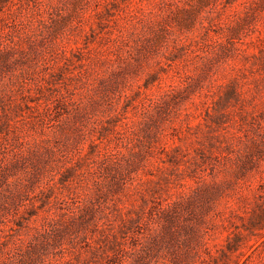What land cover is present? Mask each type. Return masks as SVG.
Here are the masks:
<instances>
[{"label": "rangeland", "instance_id": "obj_1", "mask_svg": "<svg viewBox=\"0 0 264 264\" xmlns=\"http://www.w3.org/2000/svg\"><path fill=\"white\" fill-rule=\"evenodd\" d=\"M11 40L28 55L0 69V116L31 117L25 141L58 154L24 227L0 209V264L85 204L62 264L122 248L121 264H264V0H2ZM209 185L208 207L162 228L161 208Z\"/></svg>", "mask_w": 264, "mask_h": 264}, {"label": "trees", "instance_id": "obj_2", "mask_svg": "<svg viewBox=\"0 0 264 264\" xmlns=\"http://www.w3.org/2000/svg\"><path fill=\"white\" fill-rule=\"evenodd\" d=\"M16 54H19V57ZM27 55L28 52L25 48L21 47L14 40L0 43V69L11 66L15 61ZM19 117L18 120L13 121L9 115L0 116V209L16 207L17 211H15V214L17 217L15 220L17 229L18 227H24L26 222L36 214L35 204L32 201L30 204L26 202V200L31 199L28 196V192L34 188L35 182L41 183L40 175L43 174V167H46L45 165L50 158L58 154L57 147L50 141L46 140L44 145H40V143L28 144L21 131V125L27 118L31 117L23 115ZM44 123L43 119L37 121V124L43 125ZM32 124L35 125V122ZM91 145L94 148L98 143L93 139ZM108 158H105L103 162L104 170L109 174H115L117 171L121 174L123 165L120 159L116 157L113 162L109 163L107 161ZM129 164V161H127V166ZM215 191V187L209 185L203 189L197 188L193 196L184 199L182 202L167 203L161 208L164 218L162 228L170 232L173 225L178 223L185 209H189V215L197 214V204L199 203L197 199H200L202 202L203 206L201 208L208 207L206 201L215 194ZM42 192L43 190H41ZM20 204L26 205L24 211H18ZM96 212L97 208L93 205L85 204L81 206L79 208V215L72 211L68 219L61 220L59 223L61 227L57 226L58 222L52 223L50 228H45L44 231L40 232L38 238L35 237L28 242L23 239L14 242L13 249L6 251V259L9 260V264L64 263L65 260L63 258L65 254L71 250L61 245V239L66 235L75 233L80 226H84V224L94 220L93 216L96 215ZM2 215L4 214L0 210V220L5 222V219H1ZM199 220L201 221L202 218ZM94 225L96 226V223ZM191 227L193 228L194 226ZM9 229L15 228L10 226ZM2 232H4V229L0 227V237L2 236ZM128 251L122 248L116 254L109 255L106 264H121L124 259L123 256L128 254ZM135 260L137 264H140L142 260L141 255H137ZM3 264H7L5 260Z\"/></svg>", "mask_w": 264, "mask_h": 264}]
</instances>
